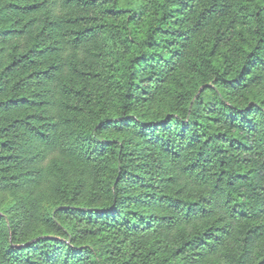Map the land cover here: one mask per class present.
I'll return each instance as SVG.
<instances>
[{
  "label": "trees",
  "instance_id": "obj_1",
  "mask_svg": "<svg viewBox=\"0 0 264 264\" xmlns=\"http://www.w3.org/2000/svg\"><path fill=\"white\" fill-rule=\"evenodd\" d=\"M0 264H264V0H0Z\"/></svg>",
  "mask_w": 264,
  "mask_h": 264
}]
</instances>
